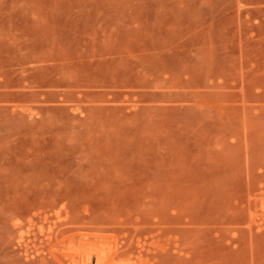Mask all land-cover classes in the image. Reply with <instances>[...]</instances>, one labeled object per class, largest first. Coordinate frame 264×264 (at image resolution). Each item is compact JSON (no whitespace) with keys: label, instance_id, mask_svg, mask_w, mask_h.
Here are the masks:
<instances>
[{"label":"rangeland","instance_id":"1","mask_svg":"<svg viewBox=\"0 0 264 264\" xmlns=\"http://www.w3.org/2000/svg\"><path fill=\"white\" fill-rule=\"evenodd\" d=\"M0 264H264V0H0Z\"/></svg>","mask_w":264,"mask_h":264},{"label":"bare ground","instance_id":"2","mask_svg":"<svg viewBox=\"0 0 264 264\" xmlns=\"http://www.w3.org/2000/svg\"><path fill=\"white\" fill-rule=\"evenodd\" d=\"M85 250H86V249H85ZM99 251L101 252V250H99ZM97 252H98V250H97ZM102 254L104 255L105 253H102V252H101V255H102ZM101 255H100V256H101ZM103 255H102V256H103ZM105 255H106V254H105ZM100 256H99V254L97 255V253H96V255L89 254V255H88V262H91L94 258H95L96 261H97V259H100ZM102 256H101V257H102ZM81 257H82V256H81ZM85 259H86V258H85ZM99 263H100V262H99Z\"/></svg>","mask_w":264,"mask_h":264}]
</instances>
